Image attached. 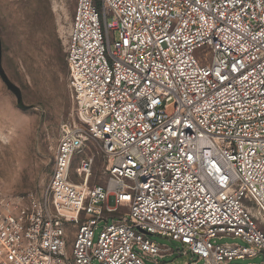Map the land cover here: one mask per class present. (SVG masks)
I'll list each match as a JSON object with an SVG mask.
<instances>
[{"label":"built area","instance_id":"built-area-1","mask_svg":"<svg viewBox=\"0 0 264 264\" xmlns=\"http://www.w3.org/2000/svg\"><path fill=\"white\" fill-rule=\"evenodd\" d=\"M67 63L77 119L47 188L0 197V264H264V0H77Z\"/></svg>","mask_w":264,"mask_h":264},{"label":"rangeland","instance_id":"rangeland-1","mask_svg":"<svg viewBox=\"0 0 264 264\" xmlns=\"http://www.w3.org/2000/svg\"><path fill=\"white\" fill-rule=\"evenodd\" d=\"M77 0H0L2 66L22 92L23 105L0 76V197L17 201L40 195L48 186L61 126L77 119L69 87L67 44ZM172 113L175 103L169 102ZM96 156L91 184L105 185L109 177L98 140L88 136L82 156ZM80 160V156L77 158ZM72 180L80 182L79 161ZM125 211V208H121ZM101 222L95 242L103 230ZM162 246L183 250L181 243L154 236ZM219 244H244L225 238ZM263 260L236 261L257 264ZM191 256L147 260V264H186ZM95 264H99L95 262Z\"/></svg>","mask_w":264,"mask_h":264},{"label":"water","instance_id":"water-1","mask_svg":"<svg viewBox=\"0 0 264 264\" xmlns=\"http://www.w3.org/2000/svg\"><path fill=\"white\" fill-rule=\"evenodd\" d=\"M1 45L2 44L0 42V76L2 77L3 81L6 83L8 88L10 90H12L17 95L18 103L20 104V106H22L23 105L22 92L20 91V89L14 83H12L8 79L6 73H5L4 69H3V66H2V51H1L2 50V46Z\"/></svg>","mask_w":264,"mask_h":264},{"label":"trees","instance_id":"trees-1","mask_svg":"<svg viewBox=\"0 0 264 264\" xmlns=\"http://www.w3.org/2000/svg\"><path fill=\"white\" fill-rule=\"evenodd\" d=\"M97 4H98L99 6H101V0H97ZM0 42H1V39H0Z\"/></svg>","mask_w":264,"mask_h":264}]
</instances>
